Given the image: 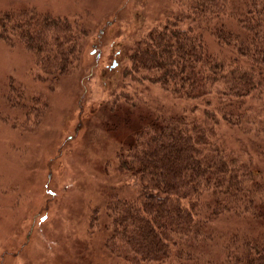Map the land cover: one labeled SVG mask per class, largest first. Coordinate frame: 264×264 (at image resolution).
Listing matches in <instances>:
<instances>
[{
  "label": "trees",
  "instance_id": "16d2710c",
  "mask_svg": "<svg viewBox=\"0 0 264 264\" xmlns=\"http://www.w3.org/2000/svg\"><path fill=\"white\" fill-rule=\"evenodd\" d=\"M165 10L100 106L137 122L115 151L131 197L119 185L92 216L108 229V264H264V0ZM87 32L34 6L0 9V40L31 52L52 87L79 66ZM136 84L183 106L142 98Z\"/></svg>",
  "mask_w": 264,
  "mask_h": 264
},
{
  "label": "rangeland",
  "instance_id": "374dc122",
  "mask_svg": "<svg viewBox=\"0 0 264 264\" xmlns=\"http://www.w3.org/2000/svg\"><path fill=\"white\" fill-rule=\"evenodd\" d=\"M187 2L0 0V9L34 6L88 31L79 36V66L54 87L37 78L40 68L21 43L0 40V264L109 263L108 229L92 216L114 196L108 193L124 192L121 185L131 197L115 151L137 122L107 117L113 113L100 106L134 41L168 18L165 9L185 11ZM133 88L166 108L183 106L155 85Z\"/></svg>",
  "mask_w": 264,
  "mask_h": 264
}]
</instances>
